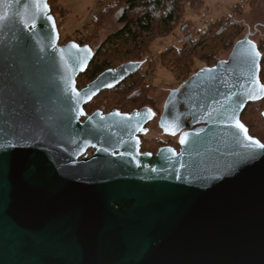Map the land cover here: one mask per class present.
<instances>
[{
  "label": "water",
  "instance_id": "1",
  "mask_svg": "<svg viewBox=\"0 0 264 264\" xmlns=\"http://www.w3.org/2000/svg\"><path fill=\"white\" fill-rule=\"evenodd\" d=\"M251 34L169 89L178 148L152 154L149 110L83 108L141 62L79 89L97 48L60 44L48 0H0V264H264V149L240 120L264 98Z\"/></svg>",
  "mask_w": 264,
  "mask_h": 264
},
{
  "label": "trees",
  "instance_id": "2",
  "mask_svg": "<svg viewBox=\"0 0 264 264\" xmlns=\"http://www.w3.org/2000/svg\"><path fill=\"white\" fill-rule=\"evenodd\" d=\"M101 8L92 20L91 30L84 35V41H77L80 44H92V40L97 38L101 25L114 20L118 25L117 30L105 38V49L99 47L95 55L105 56L109 61L123 62L128 58H140L148 55L150 43L158 38L167 35L174 29L177 23L183 18L185 6L199 10L202 0H100ZM262 0H247L244 4H235L234 15H239L240 10L245 6L251 8ZM51 14L55 17L59 29L61 23L57 16V10L65 9L57 3V0H48ZM59 11V10H58ZM173 23V24H172ZM244 27L231 16H223L211 20L207 23L205 31L197 32L195 36L188 35L189 39H184L180 46H168L159 52L158 58L161 64L169 68L176 76L179 82L185 80L195 68V60L198 59L204 65H213L218 60V54L231 48L232 44L240 38ZM60 33V31H59ZM70 38H65L60 33L59 43L63 44ZM119 41V45L115 43ZM258 48L261 52L259 77L264 84V36L258 41ZM131 46V49L128 47ZM123 54L119 56L120 51ZM154 60L151 57L150 62ZM113 63V62H112ZM118 64V63H114ZM94 76V69H86L77 79V87L84 86L86 79ZM87 79V80H88ZM133 86L143 88L152 87L153 84L146 79L144 74H136ZM240 120L248 128L251 136L264 142V98L260 101H254L247 104L240 115ZM165 144H171L177 147L170 138H167Z\"/></svg>",
  "mask_w": 264,
  "mask_h": 264
},
{
  "label": "rangeland",
  "instance_id": "3",
  "mask_svg": "<svg viewBox=\"0 0 264 264\" xmlns=\"http://www.w3.org/2000/svg\"><path fill=\"white\" fill-rule=\"evenodd\" d=\"M246 1L247 0H202L203 5L199 10L185 6L183 18L176 24L174 29L167 35L155 39L150 43L149 48L151 52L148 51V55H146V57H154V60L150 62L147 72L148 80L153 84V86L149 87V89L154 91L156 90L158 95L164 96L168 94L170 88L177 86L178 81L175 74L169 68L161 64L160 59L158 58L159 52L171 45L180 46L188 35L195 36V34L199 31L204 32L207 23L211 20L223 16L233 15V19L239 21L244 27L240 37L249 31L252 33L251 38L257 42L262 36H264V0L258 2L251 8L245 6L243 9H239V15H234L237 13H234V5L244 4ZM57 3L66 11V15L61 17L63 15V11L60 9H58L59 11L57 10V16L61 23L59 27L61 35L72 40L84 41V35L91 30L92 20L101 8V1L57 0ZM117 27L118 25L114 22V20L104 22L100 27L97 38L92 40V44L94 45L93 47H99L102 51H104L105 38L115 32ZM114 43L115 46L116 44H120L118 40ZM128 48L131 49V46ZM229 50L230 48L219 53L217 57L218 60L225 59ZM122 51L123 50H121L120 53ZM122 55V53L119 54L120 57ZM144 56L145 55L140 56V58ZM106 60V62L110 64L120 63L122 61L117 62L116 60L112 61V63L107 58ZM202 66H204V63L196 59L195 68L199 69ZM146 69L147 68L144 66L143 71ZM153 134H158L157 129ZM166 138H168V136Z\"/></svg>",
  "mask_w": 264,
  "mask_h": 264
},
{
  "label": "flooded vegetation",
  "instance_id": "4",
  "mask_svg": "<svg viewBox=\"0 0 264 264\" xmlns=\"http://www.w3.org/2000/svg\"><path fill=\"white\" fill-rule=\"evenodd\" d=\"M70 40L72 39H69L68 41ZM150 59L151 57L144 56L138 59H127L118 64H110L106 62V57L94 54L87 66V69H94V76L87 80L85 85L105 70L114 69L124 62L140 61L141 66L136 72L125 77L119 84L111 88L101 90L98 94L91 98L90 101L85 103L83 108L87 115H90L97 110L101 111V114L109 113L112 110H117L122 114H130L134 111L139 112L142 109L150 110L149 112L152 116L142 126L145 131L138 132L136 136L139 139V151L154 154L159 147L166 145L165 141L167 139V136L175 144H177V135L174 136L167 133L160 122V116L167 95L160 96L157 94L156 90H150L146 86L143 88L133 86V81L136 74H144L146 75V79L148 80L147 72L150 65ZM144 66L145 68H147L145 71H143ZM82 87L83 86L78 88L80 89ZM83 120L84 118H81V121ZM156 129L158 134L155 135L153 133H155ZM175 148H178V144ZM94 150L95 149L93 147H89L86 150L85 155L90 156L94 152Z\"/></svg>",
  "mask_w": 264,
  "mask_h": 264
},
{
  "label": "snow or ice",
  "instance_id": "5",
  "mask_svg": "<svg viewBox=\"0 0 264 264\" xmlns=\"http://www.w3.org/2000/svg\"><path fill=\"white\" fill-rule=\"evenodd\" d=\"M36 7H37V9H39V10H41L43 12H46L47 9H48V5H47L46 2H43L42 4L38 2L36 4ZM47 19L51 20L52 18H51V16H48ZM32 27L33 28L35 27V23H33ZM74 47H76V46L74 45ZM256 55H259V53L257 52ZM108 86L110 87L111 85H108ZM260 90L262 92H264V85H261L260 86ZM249 98L250 99H259V96L258 95H256V96L250 95ZM235 126L238 127V128H240L242 131H244L246 138L249 141H252V137L247 135V129L244 127V125L242 123H240L239 120H236L235 121ZM165 130L168 131V128L166 127ZM172 134H175V132L173 131ZM181 143H184V138L183 137L181 138ZM253 146L255 148H258V149H264V143H261L259 140L253 141Z\"/></svg>",
  "mask_w": 264,
  "mask_h": 264
}]
</instances>
